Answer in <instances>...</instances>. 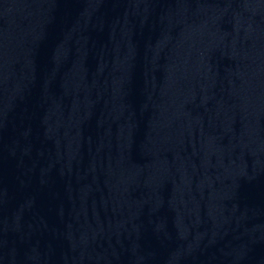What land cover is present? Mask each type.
Here are the masks:
<instances>
[{
  "label": "water",
  "instance_id": "95a60500",
  "mask_svg": "<svg viewBox=\"0 0 264 264\" xmlns=\"http://www.w3.org/2000/svg\"><path fill=\"white\" fill-rule=\"evenodd\" d=\"M0 264H264V0H0Z\"/></svg>",
  "mask_w": 264,
  "mask_h": 264
}]
</instances>
